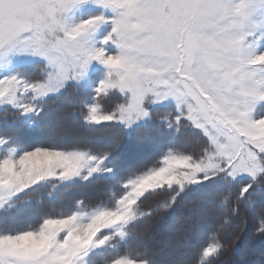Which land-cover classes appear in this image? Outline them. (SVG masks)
<instances>
[{
	"label": "snow or ice",
	"instance_id": "1",
	"mask_svg": "<svg viewBox=\"0 0 264 264\" xmlns=\"http://www.w3.org/2000/svg\"><path fill=\"white\" fill-rule=\"evenodd\" d=\"M250 221L264 0H0V264H219Z\"/></svg>",
	"mask_w": 264,
	"mask_h": 264
},
{
	"label": "trees",
	"instance_id": "2",
	"mask_svg": "<svg viewBox=\"0 0 264 264\" xmlns=\"http://www.w3.org/2000/svg\"><path fill=\"white\" fill-rule=\"evenodd\" d=\"M163 111V109H162ZM25 135H27L25 133ZM137 148V142L135 139L129 141L125 145L126 152L135 151ZM103 181H95L89 185H81L72 190L68 196L78 195L87 199H95L103 190ZM175 226V222L172 219H160L153 221V229L151 238L158 245V255L163 257L165 246L168 240L171 238L172 230ZM253 227L251 221L248 225V233L242 238L239 243V247L227 255L221 257L219 264H264V254L258 253L259 250H264V237L252 235Z\"/></svg>",
	"mask_w": 264,
	"mask_h": 264
},
{
	"label": "rangeland",
	"instance_id": "3",
	"mask_svg": "<svg viewBox=\"0 0 264 264\" xmlns=\"http://www.w3.org/2000/svg\"><path fill=\"white\" fill-rule=\"evenodd\" d=\"M258 253L261 254V255H263L264 254V250L261 249V250L258 251ZM263 261H264V259H263Z\"/></svg>",
	"mask_w": 264,
	"mask_h": 264
}]
</instances>
